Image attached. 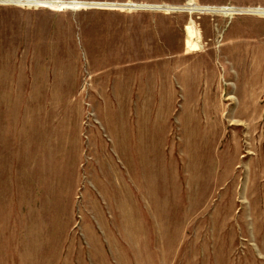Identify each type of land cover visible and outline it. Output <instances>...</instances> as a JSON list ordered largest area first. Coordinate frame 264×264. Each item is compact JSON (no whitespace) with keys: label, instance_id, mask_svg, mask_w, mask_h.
<instances>
[{"label":"rangeland","instance_id":"rangeland-1","mask_svg":"<svg viewBox=\"0 0 264 264\" xmlns=\"http://www.w3.org/2000/svg\"><path fill=\"white\" fill-rule=\"evenodd\" d=\"M0 264H264V0H0Z\"/></svg>","mask_w":264,"mask_h":264},{"label":"built area","instance_id":"built-area-1","mask_svg":"<svg viewBox=\"0 0 264 264\" xmlns=\"http://www.w3.org/2000/svg\"><path fill=\"white\" fill-rule=\"evenodd\" d=\"M205 10H207V11H213V12H217L218 11L217 9H211V8H209V9L205 8Z\"/></svg>","mask_w":264,"mask_h":264},{"label":"bare ground","instance_id":"bare-ground-1","mask_svg":"<svg viewBox=\"0 0 264 264\" xmlns=\"http://www.w3.org/2000/svg\"><path fill=\"white\" fill-rule=\"evenodd\" d=\"M253 30V29H252ZM257 30V29H256ZM261 30V29H260ZM258 35V34H257ZM263 39V38H262ZM225 70V69H224ZM227 71V70H226ZM226 73V72H225Z\"/></svg>","mask_w":264,"mask_h":264}]
</instances>
